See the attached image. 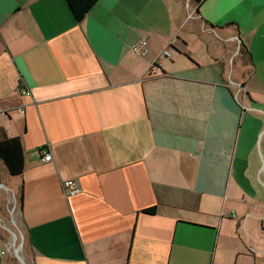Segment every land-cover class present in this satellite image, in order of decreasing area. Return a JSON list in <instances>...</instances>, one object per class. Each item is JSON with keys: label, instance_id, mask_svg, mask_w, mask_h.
I'll return each mask as SVG.
<instances>
[{"label": "crops", "instance_id": "obj_1", "mask_svg": "<svg viewBox=\"0 0 264 264\" xmlns=\"http://www.w3.org/2000/svg\"><path fill=\"white\" fill-rule=\"evenodd\" d=\"M0 128V264H264V0H0Z\"/></svg>", "mask_w": 264, "mask_h": 264}, {"label": "trees", "instance_id": "obj_2", "mask_svg": "<svg viewBox=\"0 0 264 264\" xmlns=\"http://www.w3.org/2000/svg\"><path fill=\"white\" fill-rule=\"evenodd\" d=\"M99 0H65L73 17L81 23ZM243 56L250 59V53L245 47L241 49ZM0 161L8 174L13 177H21L25 171V154L21 139L10 138L4 129L0 128ZM156 209L143 211L144 214H154Z\"/></svg>", "mask_w": 264, "mask_h": 264}, {"label": "rangeland", "instance_id": "obj_3", "mask_svg": "<svg viewBox=\"0 0 264 264\" xmlns=\"http://www.w3.org/2000/svg\"><path fill=\"white\" fill-rule=\"evenodd\" d=\"M0 191H4V190L0 188ZM1 204L2 202H0V207ZM17 211H18V205L15 208V211H13L12 209L10 210V213L12 214L9 213L8 221L6 222V224H2L3 227L2 229L5 235L8 236L9 238V245L11 246L9 254L13 258L11 264H21L16 254V251H18V255L20 259H22L23 262L28 264L24 257V250L27 246L26 233L20 225L19 219L17 217Z\"/></svg>", "mask_w": 264, "mask_h": 264}, {"label": "built area", "instance_id": "obj_4", "mask_svg": "<svg viewBox=\"0 0 264 264\" xmlns=\"http://www.w3.org/2000/svg\"><path fill=\"white\" fill-rule=\"evenodd\" d=\"M145 46H146V40L140 41L137 45L133 46L131 49V53L135 56H144L145 55ZM165 57H170L169 52H164ZM25 95H29V92L24 91ZM43 158L42 162L48 163L51 162L52 156L49 153H45L42 151ZM63 192L66 195V197H74L81 193V188L79 184L74 180H68L63 182L62 184Z\"/></svg>", "mask_w": 264, "mask_h": 264}, {"label": "water", "instance_id": "obj_5", "mask_svg": "<svg viewBox=\"0 0 264 264\" xmlns=\"http://www.w3.org/2000/svg\"><path fill=\"white\" fill-rule=\"evenodd\" d=\"M16 254H17V256H18V251H16ZM19 257V256H18Z\"/></svg>", "mask_w": 264, "mask_h": 264}]
</instances>
